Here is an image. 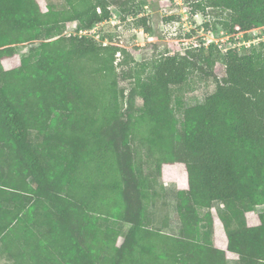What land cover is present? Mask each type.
<instances>
[{
	"label": "trees",
	"instance_id": "16d2710c",
	"mask_svg": "<svg viewBox=\"0 0 264 264\" xmlns=\"http://www.w3.org/2000/svg\"><path fill=\"white\" fill-rule=\"evenodd\" d=\"M113 4L121 19L137 14L120 0H46L44 10L0 0V264H264V208L259 224L246 222L264 205V41L137 62L80 33L110 20ZM189 4L192 15L220 11L229 31L264 25V0ZM136 25L148 30L146 16ZM193 54L220 60L222 73L185 106ZM131 62L125 97L117 66ZM167 163L187 174L173 207L179 235L162 229L166 218L154 225ZM214 215L225 249L214 244Z\"/></svg>",
	"mask_w": 264,
	"mask_h": 264
},
{
	"label": "rangeland",
	"instance_id": "374dc122",
	"mask_svg": "<svg viewBox=\"0 0 264 264\" xmlns=\"http://www.w3.org/2000/svg\"><path fill=\"white\" fill-rule=\"evenodd\" d=\"M120 1H122V4H119V6L128 8L129 11L134 9L137 14H128L124 19H121L118 7L113 4L111 6L113 13L111 19L93 26L90 31H87L86 35L98 42H110L124 47L130 57L137 62L164 54H185L192 49L203 48L207 52L210 44H214L207 42V31L209 29L214 31L218 37L234 33L240 43H242V39L253 34L251 29L254 27L242 32V34V30H232L230 32L227 29H223L226 34H220L218 31L222 28L216 22L220 11L208 8L206 9V14L197 13L192 15L190 13V0ZM37 2L41 9L44 10L46 0H37ZM141 16H146V27L148 30H143L142 27L136 25L138 17ZM263 27L264 25L259 26V28ZM74 32L75 24L67 23L65 34ZM242 45L240 44L238 51L243 49ZM28 47V45H25L21 51H25ZM215 47V45L214 48L211 47L214 55H216L217 51H220L218 47H216L217 50ZM120 59H122V56L117 55L116 62L118 63ZM192 59L197 65V69L189 76L179 91L180 98L185 106L202 101L205 95L213 91L215 80L220 79L222 73L220 60H216L212 66H209L206 62L201 61L196 54L192 55ZM16 64L17 56L2 60L4 67L15 66ZM132 65L133 62L127 64V66H117V85L124 90L125 97L131 86V79L128 76L126 77L125 74L128 75V69ZM125 99L123 110L127 106ZM136 104H140L139 99L136 100ZM187 182L186 169L182 163L164 164L161 175L157 178L155 191L158 193V198L155 200L152 210L154 212V225L160 226L162 221H164L163 219L166 218L167 225L162 227V229L172 235L180 234V223L176 213L173 211L175 194L178 189H186ZM262 208H264V205L258 206L257 212L247 213L246 222L249 226L259 224L258 212ZM150 209H152L151 206ZM213 240L215 246L225 249L224 232L215 215ZM226 255L230 260L236 259V255L231 252H226Z\"/></svg>",
	"mask_w": 264,
	"mask_h": 264
},
{
	"label": "built area",
	"instance_id": "2783aa9c",
	"mask_svg": "<svg viewBox=\"0 0 264 264\" xmlns=\"http://www.w3.org/2000/svg\"><path fill=\"white\" fill-rule=\"evenodd\" d=\"M251 29V28H250ZM234 30H241L239 28L238 25H236L234 27ZM249 30V29H248ZM253 31V34L249 35L247 38L242 39V43H240L239 39L237 36H234V33H230V35L227 36H222V37H218L216 36V33L212 30H208L207 31V42L210 43H214V44H210V45H215L216 47H218L220 49V51L222 53L226 52L228 49H236L239 50V46L240 44H243V47H248L250 45H258L260 42L264 41V27L263 28H253L251 29ZM87 31L90 30H83L80 31L81 34H86ZM246 30H242V32H245ZM218 32H220V34H226V31H224L223 29H220ZM232 32V31H230ZM234 32V31H233Z\"/></svg>",
	"mask_w": 264,
	"mask_h": 264
},
{
	"label": "crops",
	"instance_id": "0c3cea01",
	"mask_svg": "<svg viewBox=\"0 0 264 264\" xmlns=\"http://www.w3.org/2000/svg\"><path fill=\"white\" fill-rule=\"evenodd\" d=\"M111 19V18H110Z\"/></svg>",
	"mask_w": 264,
	"mask_h": 264
}]
</instances>
